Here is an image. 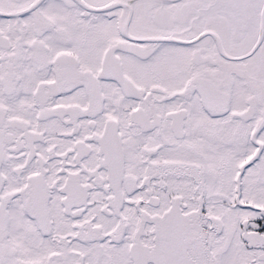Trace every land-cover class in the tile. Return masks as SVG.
I'll list each match as a JSON object with an SVG mask.
<instances>
[{
  "label": "snow or ice",
  "instance_id": "obj_1",
  "mask_svg": "<svg viewBox=\"0 0 264 264\" xmlns=\"http://www.w3.org/2000/svg\"><path fill=\"white\" fill-rule=\"evenodd\" d=\"M0 264H264V0H0Z\"/></svg>",
  "mask_w": 264,
  "mask_h": 264
}]
</instances>
